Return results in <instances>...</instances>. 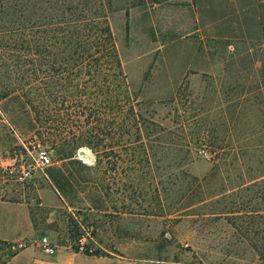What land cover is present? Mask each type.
Wrapping results in <instances>:
<instances>
[{
  "label": "rangeland",
  "instance_id": "obj_1",
  "mask_svg": "<svg viewBox=\"0 0 264 264\" xmlns=\"http://www.w3.org/2000/svg\"><path fill=\"white\" fill-rule=\"evenodd\" d=\"M191 3L192 0H174L154 7L133 8L128 15L124 10L109 15L132 94L142 103L140 110L148 122L166 129L176 127L179 115L183 117L184 114L182 102L189 100L182 96L183 100L179 99L177 104L172 102L182 81H188L186 93L191 92L190 97L194 99L204 94L203 76L226 77L242 73L233 68L225 72L224 64L230 62V56L224 45L207 42L205 37L221 34L240 38L258 33L253 23L255 7L251 6V1L199 0L196 6ZM223 17L227 19L216 25L218 30L211 31L214 26L210 24ZM240 61L245 63V60ZM175 106H178V113L174 111ZM26 112L27 109L14 98L0 103V202L28 210L37 240L45 237L49 242L71 247L73 243L68 237L71 216L81 225L91 250L100 249L124 261L189 264L195 254L206 264H262L257 258L251 259L252 247L248 241H243L246 235L242 234L246 225L250 234L260 232L262 223L259 220L256 225L248 218L241 224L238 220L239 230L235 231L227 226L224 215H209L224 208L246 211L251 206L250 196L255 200L253 204L257 202L260 206L262 203L258 199L260 191L251 190L248 194L231 188L239 181L237 170H233V146L228 142L225 141L223 146L227 147L219 151L221 159L193 146L189 158L177 166L182 152L173 148L176 147L173 143L180 140V134L175 131L173 135L160 137L148 152L152 167L138 169L137 181L131 187L119 172H110L109 166L94 168L95 156L88 148H80L92 156L85 164L78 150L70 161L66 159L67 151L57 145L55 148L61 156L53 158L50 167L37 171L25 182H18L16 175L22 164H30L38 149L54 151L51 146H42L40 139L30 132ZM194 115L192 110L185 114L189 119L192 117L190 120ZM211 115L204 122H219L214 111ZM213 159L219 162V174L203 186L217 191L224 184L228 192L218 203L184 209L186 202L179 198L191 185L183 181L181 173L201 181L210 175ZM74 160H80L89 169H82L73 163ZM9 169L13 173L10 174ZM51 174L67 194L64 199L59 195L62 203L55 206L44 201L46 192L56 190ZM158 180L162 185L157 187ZM100 182H103V189L108 186L109 190L101 191ZM251 194H256L255 198ZM47 195L51 199V195ZM0 212L7 216L12 211L6 207ZM260 237L261 232L258 247L262 244ZM32 239L30 235L22 244L27 245ZM208 252L214 254L213 257L206 258ZM219 252H236L243 257H227Z\"/></svg>",
  "mask_w": 264,
  "mask_h": 264
},
{
  "label": "trees",
  "instance_id": "obj_2",
  "mask_svg": "<svg viewBox=\"0 0 264 264\" xmlns=\"http://www.w3.org/2000/svg\"><path fill=\"white\" fill-rule=\"evenodd\" d=\"M171 1L174 0H0V103L14 98L27 109L29 130L40 139L42 146H51L61 156L55 148L59 145L67 151L66 159L70 161L75 158V151L86 147L95 156L94 168L109 166V171L123 175L130 187L137 181L138 169L152 167L148 152L160 137L173 135L175 131L180 134V140L173 143L176 146L173 148L182 152L177 166L189 158L193 146L210 156L220 157L219 151L228 142L233 146V170H237L239 181L231 188L248 194L251 190L260 191L258 199L262 203L253 204L255 200L250 196L251 206L246 211L224 208L209 215H224L227 226L235 231L239 230L238 220L241 224L248 218L254 225L259 220L262 223L260 248L257 246L259 231L250 234L246 225L242 234L246 235L243 241L252 247L251 259L257 258L264 264V0H248L255 7L256 36L249 33L240 38L221 34L205 37L207 42L224 45L230 56V62L224 64L225 72L233 68L242 73L203 76L204 94L194 99L190 97L191 92L186 93L188 81H182L172 102L177 104L179 99L183 100L182 96L189 100L182 102L184 114L179 115L176 127L166 129L148 122L142 114V103L132 94L124 73L109 15L119 10L128 15L133 8ZM198 1L192 0L191 6H196ZM175 107L178 113V106ZM191 110L195 112L193 120L185 116ZM213 111L219 122H204ZM195 118L199 121L194 122ZM11 121L16 124L15 120ZM213 161L210 175L201 181L181 173L183 181L191 185L179 198L186 202L184 209L218 203L228 192L224 184L217 191L203 186L219 174V162ZM73 163L89 169L80 160ZM51 177L58 194L67 198L53 174ZM100 184L101 191L109 190L108 186L103 189V182ZM156 185H162V181L158 180ZM251 195L255 198L256 194ZM81 229L70 216L68 237L73 243L70 249L75 253H78V238L85 235ZM19 249L0 240V264H6ZM89 249L87 244L85 255L108 256L100 249L91 252ZM219 253L243 257L236 252ZM212 255L208 252L206 258ZM189 264L206 263L193 254Z\"/></svg>",
  "mask_w": 264,
  "mask_h": 264
},
{
  "label": "crops",
  "instance_id": "obj_3",
  "mask_svg": "<svg viewBox=\"0 0 264 264\" xmlns=\"http://www.w3.org/2000/svg\"><path fill=\"white\" fill-rule=\"evenodd\" d=\"M251 6L254 7V5ZM225 19H227V17L219 18L211 23L210 25L214 26L211 31H215V29L218 30L219 26L216 25L224 22ZM195 21L198 23L197 19ZM253 23L258 31V24L255 16ZM47 194L51 195V199ZM45 198V203L52 206L62 203V198L56 190L51 189L46 192ZM6 207L12 212L7 216L0 212V240L10 242L20 248L18 253L6 264H154L151 261L145 263L124 261L110 256L109 254V256L106 257L88 256L84 253H75L70 247L62 246L54 242L50 243L56 247L55 253L49 255L43 251L40 245L41 239L37 240L35 237L28 210L19 208L15 204L7 205L0 202V209H6ZM30 235H32L33 239L30 240L27 245L22 244Z\"/></svg>",
  "mask_w": 264,
  "mask_h": 264
},
{
  "label": "built area",
  "instance_id": "obj_4",
  "mask_svg": "<svg viewBox=\"0 0 264 264\" xmlns=\"http://www.w3.org/2000/svg\"><path fill=\"white\" fill-rule=\"evenodd\" d=\"M59 156L60 155L57 154L56 151L48 152L38 149L30 164H22L21 170L16 175V180L18 182H25L31 179L37 171H43L50 167L53 164V158ZM8 172L11 174L13 170L9 169ZM40 245L45 253L49 255L55 253L56 247L52 245L47 238L43 237L40 241ZM76 246L78 253H84L87 250V238L85 235L78 238ZM89 252H91V249H89Z\"/></svg>",
  "mask_w": 264,
  "mask_h": 264
},
{
  "label": "water",
  "instance_id": "obj_5",
  "mask_svg": "<svg viewBox=\"0 0 264 264\" xmlns=\"http://www.w3.org/2000/svg\"><path fill=\"white\" fill-rule=\"evenodd\" d=\"M77 154L79 155V157H82V162L87 164L89 163V160L92 159V156H90L89 154H87L84 150L79 149Z\"/></svg>",
  "mask_w": 264,
  "mask_h": 264
},
{
  "label": "bare ground",
  "instance_id": "obj_6",
  "mask_svg": "<svg viewBox=\"0 0 264 264\" xmlns=\"http://www.w3.org/2000/svg\"><path fill=\"white\" fill-rule=\"evenodd\" d=\"M88 154V153H87Z\"/></svg>",
  "mask_w": 264,
  "mask_h": 264
}]
</instances>
